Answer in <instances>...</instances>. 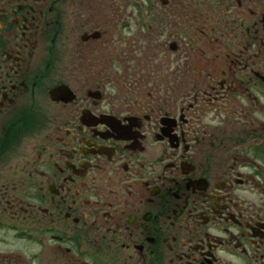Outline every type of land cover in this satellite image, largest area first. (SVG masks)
Here are the masks:
<instances>
[{
	"label": "flooded vegetation",
	"instance_id": "obj_1",
	"mask_svg": "<svg viewBox=\"0 0 264 264\" xmlns=\"http://www.w3.org/2000/svg\"><path fill=\"white\" fill-rule=\"evenodd\" d=\"M0 264H264V0H0Z\"/></svg>",
	"mask_w": 264,
	"mask_h": 264
}]
</instances>
